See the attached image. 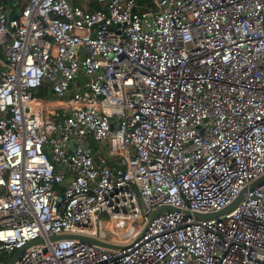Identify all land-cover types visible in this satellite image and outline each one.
Masks as SVG:
<instances>
[{"label":"built area","instance_id":"2783aa9c","mask_svg":"<svg viewBox=\"0 0 264 264\" xmlns=\"http://www.w3.org/2000/svg\"><path fill=\"white\" fill-rule=\"evenodd\" d=\"M18 5L0 2V264L38 240L15 264H264V0Z\"/></svg>","mask_w":264,"mask_h":264},{"label":"water","instance_id":"95a60500","mask_svg":"<svg viewBox=\"0 0 264 264\" xmlns=\"http://www.w3.org/2000/svg\"><path fill=\"white\" fill-rule=\"evenodd\" d=\"M3 4L7 7L8 3L7 1H3ZM41 92H39L38 94H36V97L38 100H41ZM264 186V176L262 178H260L258 181L254 182L252 185H251V189H254V188H259V187H262ZM246 192V191H245ZM244 192V193H245ZM244 193L228 208H226L225 210L219 212V213H214V214H208V215H202V214H196L195 217L196 219L198 220H209V219H212V218H215V217H218V216H221L223 214H226L228 212H230L231 210H233L235 207H237V205L240 203V201L242 200L243 196H244ZM164 210H175L174 208L172 207H167V208H164V209H161L159 211H157L156 213H153V214H150L149 215V220L152 221L153 219H155L160 213H162ZM143 211L144 213H147L148 210L147 208L144 206L143 207ZM148 229V227H147ZM146 229V230H147ZM62 238H76V239H79L80 241L82 242H85V243H89V244H95V245H99V246H102V247H106V248H112V249H118L120 248L119 246H116V245H112L110 243H104V242H101V241H98V240H95V239H92V238H88V237H78V236H60V237H54L53 240H59V239H62ZM41 241L38 240V241H34L32 242L31 244L28 245V247L32 246V245H36V244H40ZM24 248V249H21V250H18L11 258V260L8 262V264H15V262L20 258V256L26 251V249L28 248Z\"/></svg>","mask_w":264,"mask_h":264},{"label":"rangeland","instance_id":"374dc122","mask_svg":"<svg viewBox=\"0 0 264 264\" xmlns=\"http://www.w3.org/2000/svg\"><path fill=\"white\" fill-rule=\"evenodd\" d=\"M146 2H147V3H151L152 0H146ZM25 3H26V0H20L19 5H18V8L23 9ZM46 96H47V95H46ZM47 98H48L49 100H52V101H53V100H56V97L53 96V95H51V94L48 95ZM57 191H58V189H57ZM103 217H107V216L104 215ZM125 226H126V227H125ZM120 227H121V226H120ZM121 228H122V229H123V228L126 229V228H127V225H124V227H121ZM125 229H124V230H125ZM131 230H132V229H131ZM131 230H130V231H131ZM124 233H125V232H122V235H123ZM130 238H131V236L128 235V236H126V238L123 237V238H121V239L127 241V240H129ZM11 258H12V257H11L10 255H4V256H3V260H4V261H3V264H8V262L11 260Z\"/></svg>","mask_w":264,"mask_h":264},{"label":"trees","instance_id":"16d2710c","mask_svg":"<svg viewBox=\"0 0 264 264\" xmlns=\"http://www.w3.org/2000/svg\"><path fill=\"white\" fill-rule=\"evenodd\" d=\"M3 1H5V0H0V2H3ZM7 1V3H8V5H11V6H14V3L15 2H20V0H6Z\"/></svg>","mask_w":264,"mask_h":264},{"label":"crops","instance_id":"0c3cea01","mask_svg":"<svg viewBox=\"0 0 264 264\" xmlns=\"http://www.w3.org/2000/svg\"><path fill=\"white\" fill-rule=\"evenodd\" d=\"M17 4V2L14 3V6H11V5H7L8 8H11V7H15Z\"/></svg>","mask_w":264,"mask_h":264},{"label":"bare ground","instance_id":"6f19581e","mask_svg":"<svg viewBox=\"0 0 264 264\" xmlns=\"http://www.w3.org/2000/svg\"><path fill=\"white\" fill-rule=\"evenodd\" d=\"M124 229H125V228L121 229V231L125 232V230H124Z\"/></svg>","mask_w":264,"mask_h":264}]
</instances>
